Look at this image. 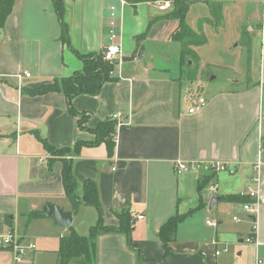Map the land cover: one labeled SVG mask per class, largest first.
<instances>
[{"label": "crops", "instance_id": "1", "mask_svg": "<svg viewBox=\"0 0 264 264\" xmlns=\"http://www.w3.org/2000/svg\"><path fill=\"white\" fill-rule=\"evenodd\" d=\"M64 1L69 45L61 40L53 0H17L0 27V234L14 228L24 238H32L35 227L45 229L42 235L57 241L53 251L58 264L61 238L72 230L86 235L99 219L98 210L81 199L85 180L94 179L106 225H119L117 211L129 209L133 214L130 236L111 231L98 237V264L163 260L161 225L176 211L187 213L201 201L205 206L179 224L167 264H255L257 253L264 257V165L260 206L254 216L241 203L223 199L242 191L218 193L223 170H216V180L203 190L198 184L200 176L214 170L209 166L213 162L225 163L230 174L252 180L264 139L262 49L259 64L251 68L256 78L252 83L207 95L188 91L181 46L170 38L177 22L166 18L155 2ZM112 29L114 39H110ZM112 42L122 49L121 60L114 63V79L96 95L73 99L75 109L85 116L82 127L79 118L69 113L63 93L22 92L81 70L83 62L75 51L104 52ZM198 95L206 98V104L190 113ZM117 113L120 117L114 118ZM108 119L117 121L113 156L104 141L84 143L94 142L93 129ZM50 146L70 151L53 153ZM178 161L194 167L178 173ZM65 162L72 165L77 204L64 189ZM214 197L220 199L211 207ZM221 201L233 206L221 208L211 218ZM48 203L72 213V224L58 225L44 211ZM206 220L216 221L217 226ZM251 223L256 224L258 244L245 243L243 238L251 233ZM223 244L228 250L217 255Z\"/></svg>", "mask_w": 264, "mask_h": 264}, {"label": "trees", "instance_id": "2", "mask_svg": "<svg viewBox=\"0 0 264 264\" xmlns=\"http://www.w3.org/2000/svg\"><path fill=\"white\" fill-rule=\"evenodd\" d=\"M17 0H0V27H4L7 18L12 13L13 7ZM129 3H137L140 1H157V0H125ZM173 4L172 10L166 13L164 16L172 20H176L177 25L172 31L170 38L178 42L181 46V66L185 67L189 65L188 61L194 62V59L198 58L196 47L206 43V37L196 31L188 23L187 17L192 5L190 0H169ZM54 8L57 16L61 22L62 34L61 40L70 44L68 36V27L64 20L65 15V1L53 0ZM78 57L82 60L83 66L81 70L75 71L70 76L55 77L50 82L41 84L37 87H25L22 89L24 94L30 96L43 95L50 92H61L66 96L68 111L72 116L79 118L78 123L83 126V118L85 116L78 112L73 106V99L81 94H98L103 85L114 77L112 73L114 71L115 64L104 58L103 52H91L80 53L75 51ZM93 131L96 133V140L94 142H84L85 144H97L99 142H106L108 147V153L113 156L115 153L116 144L114 142V136L117 131V121L108 119L104 122H100ZM76 145V151L78 146ZM53 153L64 154L70 151V148H54L50 146ZM63 184L67 196L77 204L78 196L75 193L76 180L72 172V165L65 162L62 168ZM217 171L210 173L209 175L200 176L198 189L203 190L210 181H215ZM82 201L88 205L94 206L99 212V219L94 224L89 233L86 235L79 234L77 231L72 230L68 236H64L60 240V246L58 249V264H97V251L98 244L97 239L103 233L111 231L122 232L127 236H130L133 228V214L129 209L117 211L116 214L119 218L118 226L106 225L103 220V206L100 201L99 189L94 179H87L83 185ZM223 199L235 203H246L252 199L246 193H234L228 194ZM205 204L201 201L200 204L193 209H190L187 213L181 214L175 212L168 220H166L160 227L158 236L162 240L165 250L163 260L147 261L148 264H167L166 257L171 251L170 243L177 237V231L179 224L189 215L202 209ZM40 215V213H39ZM252 233V231H251ZM250 233V234H251ZM130 246L136 249V245L130 242Z\"/></svg>", "mask_w": 264, "mask_h": 264}, {"label": "rangeland", "instance_id": "3", "mask_svg": "<svg viewBox=\"0 0 264 264\" xmlns=\"http://www.w3.org/2000/svg\"><path fill=\"white\" fill-rule=\"evenodd\" d=\"M190 1L192 5L187 17L188 23L206 37V43L196 47L199 59H194V62L189 59V65L184 67V85H188V91H200L207 95L213 91L232 87L242 88L252 83L256 78L251 68L253 64H259L261 49L264 59V0ZM172 8L173 4L164 14ZM174 46H170L173 48L172 52L176 51ZM209 166L214 168L211 164ZM214 171L216 172L215 168L211 173ZM219 178V194L238 191L248 193L250 186L255 187L252 180L244 179L241 175H232L227 170L221 171ZM226 206L233 205L221 201L218 209H214L211 218ZM229 214L232 220L233 212ZM245 219L251 220L247 215ZM87 221V217L84 218V222ZM39 228L35 227V235L32 238H24L17 229L13 228L18 236H22L23 244L32 242L36 246L35 249L27 252L19 264H56L53 247L57 241L55 238L42 235L47 231ZM247 235L245 234L243 238ZM234 241L237 243V238ZM13 262V252L0 247V264H13Z\"/></svg>", "mask_w": 264, "mask_h": 264}, {"label": "built area", "instance_id": "4", "mask_svg": "<svg viewBox=\"0 0 264 264\" xmlns=\"http://www.w3.org/2000/svg\"><path fill=\"white\" fill-rule=\"evenodd\" d=\"M156 4L161 10H167L172 7V2L169 0H160L156 1ZM115 19L112 17L110 21V25L112 27L115 26ZM116 33L114 32V29L111 30V39H114L116 37ZM121 45L115 42L110 43L106 49L104 50V58L106 60H109L112 63H115L116 61L121 60ZM26 76H30L29 72H25ZM206 98L202 95H198L196 97V100L194 101L192 107L189 109L190 113H194L196 110H198L200 107L204 106L206 104ZM120 113H117L114 115V118H119ZM264 156V139L261 140L260 142V147H259V158L257 159L256 162H254L253 168H254V175L252 177V182L255 184V187L250 186L248 194L251 197L250 202H246L242 204L243 210L251 215L254 216L260 206V189H261V184H262V173H263V165L264 162L262 160V157ZM216 170H227L228 166L225 163H219V162H213L210 163ZM193 164H186L183 161H178L176 162V171L178 173L188 170L190 168H193ZM215 190V187H213V191ZM143 217V216H140ZM234 220H238L237 216H234ZM206 224L209 226H217V222L213 220H206ZM257 227L256 224L254 223L252 225V233L249 234L246 238L245 241L247 243H254L258 244L257 241ZM219 242H216V244ZM0 247H5L13 252V259L14 262L13 264H19L22 262L24 256L27 254L29 250L35 249V244L32 242H29L28 244H23L21 241V237L17 235V233L11 229L8 230L6 233L0 234ZM228 250V245L223 244V247L219 248L216 250V254L219 255L222 252H225ZM255 264H264V257L261 256L260 254L257 253L256 259H255Z\"/></svg>", "mask_w": 264, "mask_h": 264}, {"label": "water", "instance_id": "5", "mask_svg": "<svg viewBox=\"0 0 264 264\" xmlns=\"http://www.w3.org/2000/svg\"><path fill=\"white\" fill-rule=\"evenodd\" d=\"M144 52V48L141 49ZM142 56L140 55L139 58ZM219 197H214L213 200L210 202L212 207L214 201H218ZM44 211L47 215H50L54 218V221L64 227H69L73 221V215L70 212L64 211L60 206L54 203H48L44 206Z\"/></svg>", "mask_w": 264, "mask_h": 264}]
</instances>
